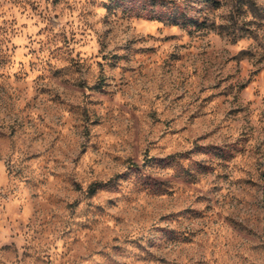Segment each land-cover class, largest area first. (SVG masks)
Returning <instances> with one entry per match:
<instances>
[{"label":"clouds","instance_id":"clouds-1","mask_svg":"<svg viewBox=\"0 0 264 264\" xmlns=\"http://www.w3.org/2000/svg\"><path fill=\"white\" fill-rule=\"evenodd\" d=\"M0 264H264V0H0Z\"/></svg>","mask_w":264,"mask_h":264},{"label":"rangeland","instance_id":"rangeland-1","mask_svg":"<svg viewBox=\"0 0 264 264\" xmlns=\"http://www.w3.org/2000/svg\"><path fill=\"white\" fill-rule=\"evenodd\" d=\"M221 83H223V81H221ZM216 87L218 88L219 85H216ZM230 89H231V85L229 86V89H225L224 91H220L218 93H214L213 95H209L207 97H204L203 98V105L204 106H211L213 101H215L218 98V96L222 97V96H225L227 94H230ZM213 111H216V109H213ZM228 114L232 115L233 112L229 111ZM194 116H195V113L193 112V117Z\"/></svg>","mask_w":264,"mask_h":264}]
</instances>
